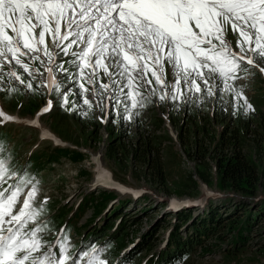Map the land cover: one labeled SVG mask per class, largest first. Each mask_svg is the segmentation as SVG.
<instances>
[{
  "label": "snow or ice",
  "instance_id": "obj_1",
  "mask_svg": "<svg viewBox=\"0 0 264 264\" xmlns=\"http://www.w3.org/2000/svg\"><path fill=\"white\" fill-rule=\"evenodd\" d=\"M229 27L239 35L235 48ZM249 68L264 74V0H0V93L19 91L17 84L28 93L44 88L66 111L115 110L131 122L146 101L199 106L227 92L235 114L253 110L235 86ZM55 106L49 98L37 115ZM17 119L0 107V126ZM5 152L0 144V264H109L107 246L73 253L66 232L45 239L38 182L11 167ZM101 175L107 186L132 191L103 169L98 185Z\"/></svg>",
  "mask_w": 264,
  "mask_h": 264
},
{
  "label": "rangeland",
  "instance_id": "obj_2",
  "mask_svg": "<svg viewBox=\"0 0 264 264\" xmlns=\"http://www.w3.org/2000/svg\"><path fill=\"white\" fill-rule=\"evenodd\" d=\"M226 39L235 48L239 35L229 27ZM35 65L40 72L45 71L39 62ZM249 71L252 75L240 73L241 79L235 82V86L238 89L243 87L253 110L246 112L241 107L235 114L232 94L227 92L220 93L222 98L218 102L215 98L206 99L199 106L193 102L190 108L184 103L178 108L164 103V108L160 103L146 101L145 107L139 109L140 115L131 122L122 119L115 110L101 113L95 108L87 110L84 106L87 115L80 114V111H66L59 106L55 95L50 96L44 88L28 93L24 85L17 84L19 91L0 93L3 108L8 114L31 117L32 120L49 98L56 102L54 110L41 119L36 117V120L65 141L67 147H55L57 145L51 140L39 138L40 131L30 126H0V144L6 148L4 156L9 165L21 172L27 171L29 178H34L33 183L38 182L37 204L50 198L43 204L39 217L49 230L44 234L45 239L54 241L66 226L64 233L69 237L73 253L89 244L107 246L104 255L109 264H159L175 233L183 240H189L196 236L195 230H198L192 226H199L206 220L205 227L212 236H204L193 246L189 256L177 264H264V187L259 186L253 197H247L220 191L217 182L210 186L203 184L197 175L199 166H204L210 174L212 171L213 177L217 176L215 156L208 153L214 147L206 142L205 148L209 151L202 150L206 160L210 161L209 169L205 162L200 164L199 160H190L179 142L181 126L187 124L182 128L183 136H187L192 132L194 122L196 126L204 125L208 122V114L216 118L213 109L218 107L217 115L220 117L212 122L210 130L219 133L224 130L225 123L236 128L250 124L248 132H252L242 134L246 138V154L258 170L264 172V134L260 123L264 117V80L256 70L249 68ZM40 79L42 77L37 76L34 86ZM74 99L77 98L69 97L70 101ZM170 109L176 114L175 123L162 120L166 115L169 120ZM137 125H141L154 140L152 146L159 152L163 180H155L150 176L151 168L145 170V165L137 160V155L144 151L141 140L139 147L137 144L141 135ZM201 132V138L205 137L207 132ZM193 136L189 135L191 139ZM113 141L112 146L117 145L119 149L115 156L110 157L109 146ZM58 149L72 154L65 156ZM99 153L105 172L115 183L132 191L92 189L97 182L94 181L92 158ZM170 200L176 201L175 207L171 206ZM212 211L218 217L214 221L208 215ZM180 215H191L195 222L180 226L175 218ZM237 223L240 231H237Z\"/></svg>",
  "mask_w": 264,
  "mask_h": 264
},
{
  "label": "trees",
  "instance_id": "obj_3",
  "mask_svg": "<svg viewBox=\"0 0 264 264\" xmlns=\"http://www.w3.org/2000/svg\"><path fill=\"white\" fill-rule=\"evenodd\" d=\"M37 106V105H36ZM164 106V105H162ZM172 107V105H171ZM190 108V105H188ZM171 112V121H174L175 123V116L176 114L173 113V110L170 109ZM218 113V107H215V113L216 118L210 116L208 114V122H205L204 125H197L196 122H194V126L192 127V132H190L187 136H183L182 134V128L184 126H187V124L181 126L180 128V134H179V142L182 145V148L184 150V154L190 159H196L202 162H205L207 168L210 169V161H207V156L202 154V150L205 152L207 149L205 148V143L208 142V145L210 147H214L213 150L207 151L209 154H213L215 156L214 161L216 162V172L217 176L213 177V173L211 171L207 172V169L204 166H199L197 175L201 182L205 183L206 185H214V182H217V188L220 191H226V192H235L242 196L247 197H253L258 189L259 186L264 187V172H260L258 170L257 165L254 163L252 158L248 157L246 154V138L242 137V134L249 135L252 130L249 131V125L248 123H245L242 127H232L228 123H225L224 130L219 133H214L210 130L212 126V122H214L215 119L219 118L220 116L217 115ZM221 114H224L223 111ZM227 115V114H225ZM195 117V116H193ZM231 118V117H230ZM223 121V120H222ZM92 122L95 123V119L92 116ZM261 127H263V134H264V117L260 119ZM97 124V123H96ZM223 124V123H221ZM139 130L141 131V135L137 139V144L140 142L144 145V151L141 152L140 155H137L138 162L145 165V170H148L151 168V175L155 180L160 181L164 179V175L162 172V163L161 159L159 158V152L156 150L153 145V138H151L147 133H145V130L141 127V125H137ZM231 129V133H229V130ZM207 132V134L201 138L202 132ZM210 131V132H208ZM214 135H213V133ZM245 132H248L247 134ZM189 135H194L192 139L189 137ZM207 135L210 137L208 138ZM208 138V139H207ZM206 139V140H205ZM115 141V140H114ZM110 143V150H109V156L110 155H116V152L118 151L119 147L116 148L117 145H113ZM140 143V144H141ZM141 144V145H142ZM139 147V144H138ZM59 153L70 156L67 154H72L71 151L67 150H57ZM111 157V156H110ZM74 159H77V156H73ZM209 166V167H208ZM196 183V182H195ZM211 221H214L217 217V213L212 211L210 214L208 213ZM178 218V217H177ZM192 220L191 215H185L184 217H181V215L178 218L179 225L180 223H184L186 221ZM195 221L193 220V223ZM206 220H203L199 226H196L194 224L193 228L198 229L195 230V237L191 236L190 239L186 242H182L179 237H177V233L174 234L172 237V241L169 245V250L164 252L162 255V258L159 259V261L164 262H170L173 263L175 258L180 259V254H188L192 250L193 246L197 243H200V240L206 236H212L210 232H208V229L205 227ZM238 223L236 228H238ZM235 228V229H236ZM177 232V230H176ZM87 239V238H86ZM174 246L172 249L171 247ZM183 247L184 248L183 250ZM113 249V248H112ZM188 249V252H184ZM177 251V252H176ZM181 251V252H180ZM207 251V250H205ZM170 252V254H168ZM173 254V255H172ZM173 259V260H172Z\"/></svg>",
  "mask_w": 264,
  "mask_h": 264
},
{
  "label": "bare ground",
  "instance_id": "obj_4",
  "mask_svg": "<svg viewBox=\"0 0 264 264\" xmlns=\"http://www.w3.org/2000/svg\"><path fill=\"white\" fill-rule=\"evenodd\" d=\"M18 118V117H17ZM38 118V117H37ZM35 119V118H34ZM18 121H23V120H32L31 119V117L30 118H18L17 119ZM39 129H40V131H44V130H46L43 126H42V124L39 122ZM48 130V129H47ZM49 135H50V131L48 130V132H47ZM55 138V137H54ZM54 142H56V138L55 139H53V138H51ZM57 143V142H56ZM96 155V157H94V158H92V163H93V165L95 166V173H96V171L98 172V170L99 169H103V171H104V173H106L105 172V168H104V166L102 165V156L100 155V153L99 154H95ZM94 156V155H93ZM97 158H99V159H97ZM97 175L95 176V178H94V181L95 180H97V176H98V173H96ZM101 179H102V182L101 183H99V185H100V187L101 188H108V187H110V186H107L108 185V181H107V179L106 178H104L102 175H101ZM98 184H97V182H95L94 183V185H93V187L92 188H95V187H98L99 186ZM103 185V186H102ZM112 188V187H111ZM116 189V188H115ZM172 202V201H171ZM174 202H176V201H174Z\"/></svg>",
  "mask_w": 264,
  "mask_h": 264
}]
</instances>
